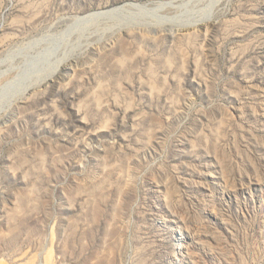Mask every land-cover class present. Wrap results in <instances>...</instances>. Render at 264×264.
I'll use <instances>...</instances> for the list:
<instances>
[{"label": "rangeland", "instance_id": "obj_1", "mask_svg": "<svg viewBox=\"0 0 264 264\" xmlns=\"http://www.w3.org/2000/svg\"><path fill=\"white\" fill-rule=\"evenodd\" d=\"M0 264H264V0H0Z\"/></svg>", "mask_w": 264, "mask_h": 264}, {"label": "bare ground", "instance_id": "obj_2", "mask_svg": "<svg viewBox=\"0 0 264 264\" xmlns=\"http://www.w3.org/2000/svg\"><path fill=\"white\" fill-rule=\"evenodd\" d=\"M190 4V3H189ZM204 7V6H203ZM205 9V8H204ZM165 10V9H164ZM168 10V9H167ZM174 10V9H173ZM218 10H219V8H218ZM199 12V11H198ZM119 13V12H118ZM146 13H148V12H146ZM102 14V13H101ZM149 14V13H148ZM122 15H124L123 17L121 16V17H119L120 19H124V18H131V19H135V14L133 15V14H122ZM151 15V18H154V19H156L157 21H164V20H166L162 15L160 16V15H158V14H156V12L155 13H153V14H150ZM127 16V17H126ZM141 16V15H140ZM143 16V15H142ZM145 16V15H144ZM171 16V15H170ZM139 17V16H138ZM129 18V19H130ZM142 18V17H141ZM148 19H150V18H148ZM197 19V18H196ZM144 20H147V19H145L144 18ZM168 20V19H167ZM193 20V19H192ZM148 22V21H147ZM191 22V21H190ZM158 23H160V22H158ZM188 23V22H187ZM138 24H140V23H138ZM148 24V23H147ZM153 24H155V23H153ZM187 25V24H186ZM191 25V24H190ZM175 26V25H174ZM83 29V28H82ZM48 53V52H47ZM39 56V55H38ZM47 56V55H46ZM31 58V57H30ZM63 69H65V70H67L68 68L65 66ZM64 71V70H63ZM68 71V70H67Z\"/></svg>", "mask_w": 264, "mask_h": 264}]
</instances>
